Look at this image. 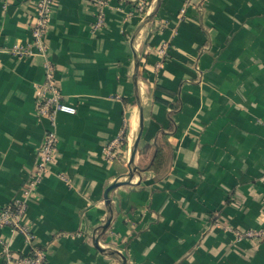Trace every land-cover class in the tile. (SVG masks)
Returning a JSON list of instances; mask_svg holds the SVG:
<instances>
[{
    "label": "crops",
    "instance_id": "0c3cea01",
    "mask_svg": "<svg viewBox=\"0 0 264 264\" xmlns=\"http://www.w3.org/2000/svg\"><path fill=\"white\" fill-rule=\"evenodd\" d=\"M139 1H53L46 44L77 113L57 117L56 158L24 223L46 264H264V0H161L144 26ZM37 2L0 0V211L21 196L50 125L37 110L44 57L10 53L32 44ZM139 102L138 171L108 205L109 186L128 180ZM7 245L29 250L2 228L0 264Z\"/></svg>",
    "mask_w": 264,
    "mask_h": 264
},
{
    "label": "built area",
    "instance_id": "2783aa9c",
    "mask_svg": "<svg viewBox=\"0 0 264 264\" xmlns=\"http://www.w3.org/2000/svg\"><path fill=\"white\" fill-rule=\"evenodd\" d=\"M10 1V0H7ZM54 0H38L36 5V17L32 25V44L23 46L16 44L10 50V53L21 56L41 55L44 57L45 81L39 88L38 115L41 119H48L50 125L44 132L43 141L37 154V161L34 170L30 173L26 183L21 189V196L15 198L2 211H0V229L9 227L13 231L23 234L28 242L29 250L27 253L17 254L10 246L3 248V258L5 264H46L47 254L41 249L36 238L30 229L25 225L24 218L28 210L29 200L33 197L37 186L41 183L49 167L54 162L58 151V134L56 130V120L60 113L75 115L77 108L66 101L64 94L57 83L56 69L49 57V50L46 44L47 32L50 24V12ZM99 6H103V0H91ZM147 0H140L136 9L141 14L149 15L146 9ZM146 12V13H145ZM104 24V16L100 14L96 27ZM33 48L36 50L34 51ZM146 54H143L142 61L146 62ZM159 60L155 64V70L158 71L164 65L168 57V45L163 44L158 49ZM126 129L120 136L111 142L107 147L106 155L109 159L117 157L119 147L126 141ZM239 238H255L262 235L261 232L246 231L237 232Z\"/></svg>",
    "mask_w": 264,
    "mask_h": 264
},
{
    "label": "water",
    "instance_id": "95a60500",
    "mask_svg": "<svg viewBox=\"0 0 264 264\" xmlns=\"http://www.w3.org/2000/svg\"><path fill=\"white\" fill-rule=\"evenodd\" d=\"M160 5H161V0H157V6H156L155 10L146 17V19L143 22V26L146 25L148 22H150L151 19L156 15ZM133 41H134V39H133ZM132 45H133V43H132ZM133 50H134L135 59H136L135 79H136V84H137V76H138V72H139V59H138V54H137L136 50L134 49V47H133ZM139 107H140V110H141V131H140V133H139V135L137 137V140H136V142L134 144V149L132 150V153H131V156H130V159H129V163H128V167H129L128 180H126L125 182H115L111 186H109V188L107 189L106 195H105L106 203L108 205L111 202V199L109 197V194L111 193V191H113L115 188H117V187H119L121 185L131 184V180H132L134 174L138 171V167L134 166V160H135V155L137 153V149H138V146H139V142H140V139H141V136H142V130H143V114H142L143 109H142V106H141L140 102H139ZM111 222H112V217H110L108 219V221L106 222V224L103 226V228H102L103 233L108 230V228L111 225ZM99 240H100V236H97L94 239L95 248L97 250H99L100 252H102V253H107L108 250L105 249V248H102L100 246ZM111 254H112V252H111ZM123 264H127V258L125 256H123Z\"/></svg>",
    "mask_w": 264,
    "mask_h": 264
},
{
    "label": "trees",
    "instance_id": "16d2710c",
    "mask_svg": "<svg viewBox=\"0 0 264 264\" xmlns=\"http://www.w3.org/2000/svg\"><path fill=\"white\" fill-rule=\"evenodd\" d=\"M152 2V0H147V6H146V9H148V6H149V3ZM145 58H146V55H145ZM141 62H142V56H141ZM143 63V62H142ZM145 63V62H144ZM125 143V142H124ZM123 146V145H122ZM158 156L157 157H160V151L158 152Z\"/></svg>",
    "mask_w": 264,
    "mask_h": 264
}]
</instances>
